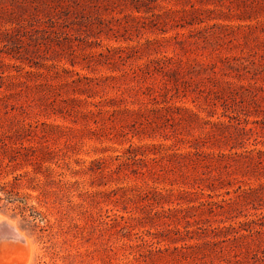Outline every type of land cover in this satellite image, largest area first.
<instances>
[{"label": "rangeland", "instance_id": "374dc122", "mask_svg": "<svg viewBox=\"0 0 264 264\" xmlns=\"http://www.w3.org/2000/svg\"><path fill=\"white\" fill-rule=\"evenodd\" d=\"M0 218V264H264V0H0Z\"/></svg>", "mask_w": 264, "mask_h": 264}, {"label": "bare ground", "instance_id": "6f19581e", "mask_svg": "<svg viewBox=\"0 0 264 264\" xmlns=\"http://www.w3.org/2000/svg\"><path fill=\"white\" fill-rule=\"evenodd\" d=\"M1 219V218H0ZM20 233V232H19ZM17 231H16V233L13 235V236H9V237H7V239H5V245H6V247H11V248H15V247H13L12 246V244L14 243L15 245H18V247H19V245L22 243V236L19 234ZM7 240V241H6ZM23 240H24V237H23ZM24 242V241H23ZM21 246V245H20ZM29 246V245H28ZM10 248V249H11ZM19 249V248H18ZM14 250H16V249H14ZM6 251H7V249H6ZM16 251H18V250H16ZM22 250H20V252H21ZM10 252H12V251H10ZM14 252V251H13ZM13 254V253H12ZM7 255H9V253L7 254ZM26 255V254H25ZM11 256V255H10ZM9 257V256H8ZM14 257H15V254H14ZM13 257V258H14ZM27 257H28V255H27ZM7 258V257H6ZM13 258H10V261L9 260H6L5 259V257H4V259L6 260V261H2L3 262V264H8V263H11L12 261H11V259L13 260ZM20 258H21V256H20ZM25 258V257H24ZM28 258H30V257H28ZM2 260H3V258H1ZM0 259V260H1ZM15 259V258H14ZM18 260V259H17ZM23 260H25V259H23ZM14 261V260H13ZM19 261V260H18ZM20 262V261H19ZM1 263V262H0ZM27 264H28V262H27Z\"/></svg>", "mask_w": 264, "mask_h": 264}, {"label": "water", "instance_id": "95a60500", "mask_svg": "<svg viewBox=\"0 0 264 264\" xmlns=\"http://www.w3.org/2000/svg\"><path fill=\"white\" fill-rule=\"evenodd\" d=\"M15 233L16 230L10 223L0 219V240H5L10 235L13 236Z\"/></svg>", "mask_w": 264, "mask_h": 264}]
</instances>
